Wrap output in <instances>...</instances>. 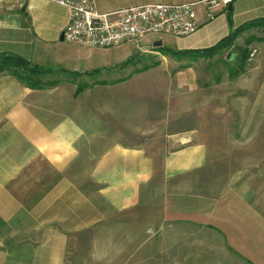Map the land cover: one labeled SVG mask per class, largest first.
<instances>
[{"label":"crops","instance_id":"1","mask_svg":"<svg viewBox=\"0 0 264 264\" xmlns=\"http://www.w3.org/2000/svg\"><path fill=\"white\" fill-rule=\"evenodd\" d=\"M206 1L94 0L101 13L194 4L198 28L184 38L149 36L113 48L115 65L85 70L96 59L91 61L92 48L61 40L65 8L43 0H0V54L62 70L41 90L0 73V264H264V210L253 202L251 174L230 173L224 157L214 156L215 148L230 146L231 133L246 132L233 117L261 116L233 108L255 87L260 60L239 78L237 94H193L187 113L174 108L153 116L158 127L189 123L157 145H129L127 139L101 144L102 115L87 110L65 86V70L115 72L138 52L157 61L175 59L156 52L154 44L203 50L264 18V0H219L209 9ZM158 65L147 70L162 69ZM219 117L223 124L216 123ZM87 134H97V143L88 144Z\"/></svg>","mask_w":264,"mask_h":264},{"label":"rangeland","instance_id":"2","mask_svg":"<svg viewBox=\"0 0 264 264\" xmlns=\"http://www.w3.org/2000/svg\"><path fill=\"white\" fill-rule=\"evenodd\" d=\"M250 37L256 40L247 47V59L241 64L244 44ZM89 50L93 54L91 61L96 60L88 62L83 68L85 70L115 65L117 62L113 48ZM155 57L138 52L133 54L132 61L126 69L115 66V72L103 71L101 77H95L94 74L65 73V86L71 94L80 95V100L86 103L87 110L95 109L102 115L101 144L111 143L113 139L119 141L127 139L129 145L148 143L157 145L164 144V138L169 132L189 129V123L186 126L180 122H164L162 127H158L161 122L155 121V118L161 111L176 108L182 114L187 113L190 108V102L187 101L193 98V94L194 99L195 94L199 93L219 96L225 93L237 94L238 88L241 87L239 78L253 69L257 65V60H260V64L254 69L258 70L259 76L255 80V87L244 92L242 101L238 99L241 106L233 108L239 111L240 108L246 109L247 113L251 109L260 111L261 116L233 117L236 123L239 120V125L245 126L246 132L231 133L230 146L224 145L222 150L215 148L214 156L218 161L224 159V167L230 173L244 171L249 175L250 172L249 184L255 191L253 202L264 210V31L247 32L233 41L230 47L212 57L185 56L180 59L166 57L160 61ZM155 65H162V69L147 70ZM240 68L243 73L240 72ZM232 70L234 73L231 78ZM90 72L92 70L86 73ZM54 77L53 74H49L41 81L53 83L50 81L54 80ZM162 77L164 81L161 80ZM249 81L253 84V73L250 74ZM184 118L189 120L188 115ZM89 119L87 118V125H90ZM90 120L92 123V119ZM216 123L223 124L222 117L217 118ZM91 127L93 123L88 129ZM243 135L245 140L237 142L239 139L241 141ZM87 137V142H90L88 144L91 146L97 143L94 141L97 134H87ZM158 137L160 141H153ZM89 152L88 149L85 152L86 159L90 158ZM227 157L229 158L226 159Z\"/></svg>","mask_w":264,"mask_h":264},{"label":"built area","instance_id":"3","mask_svg":"<svg viewBox=\"0 0 264 264\" xmlns=\"http://www.w3.org/2000/svg\"><path fill=\"white\" fill-rule=\"evenodd\" d=\"M43 1L67 10L63 39L88 48H117L149 36L184 38L198 28L194 4H147L101 13L94 0ZM219 5V0L205 2L208 9Z\"/></svg>","mask_w":264,"mask_h":264},{"label":"trees","instance_id":"4","mask_svg":"<svg viewBox=\"0 0 264 264\" xmlns=\"http://www.w3.org/2000/svg\"><path fill=\"white\" fill-rule=\"evenodd\" d=\"M227 17L229 20V23L231 24L232 20V13L230 10L227 11ZM232 25V24H231ZM257 30V31H264V18L255 19L248 21L238 27H236L227 37L220 40L217 44L214 46L203 49V50H189V51H175L163 46H159L155 48V51L162 54L163 56H171L173 58H182L185 56H192L197 58H204V57H212L215 54H218L219 52L227 49L231 46L232 42L235 41L237 38H239L241 35H244L247 32ZM256 38L250 37L245 41V47L243 48L242 54H241V64L245 62L248 56V46L255 41ZM132 61V58H129L123 63L117 64L116 67L118 68H125L127 67ZM240 72L243 73L242 68H240ZM107 70V68H101L97 70H93L90 73H84L87 74H97L101 73L102 71ZM57 71H62L60 69H54V68H44L39 67L36 65H33L26 61L25 59L13 55V54H0V73H8L9 75H12L17 80H19L21 83H23L26 87L34 90H41L46 86H52V83H43L41 79H43L46 75L55 73ZM233 71V70H232ZM65 73L71 74V75H81L75 72H68L65 70ZM233 72H231V78L233 77Z\"/></svg>","mask_w":264,"mask_h":264},{"label":"water","instance_id":"5","mask_svg":"<svg viewBox=\"0 0 264 264\" xmlns=\"http://www.w3.org/2000/svg\"><path fill=\"white\" fill-rule=\"evenodd\" d=\"M61 40H63V36H61ZM159 46H161V42L160 41H158V42H156L154 44V47H159Z\"/></svg>","mask_w":264,"mask_h":264}]
</instances>
